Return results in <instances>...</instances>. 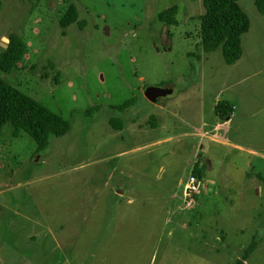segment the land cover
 <instances>
[{
    "label": "rangeland",
    "instance_id": "rangeland-1",
    "mask_svg": "<svg viewBox=\"0 0 264 264\" xmlns=\"http://www.w3.org/2000/svg\"><path fill=\"white\" fill-rule=\"evenodd\" d=\"M238 4L249 29L227 66L196 47L202 0H0V43L26 49L0 78L70 126L42 152L0 131V264H233L252 243L243 264H264V16ZM69 6L86 26L62 36ZM171 7L175 26L158 20Z\"/></svg>",
    "mask_w": 264,
    "mask_h": 264
},
{
    "label": "trees",
    "instance_id": "trees-1",
    "mask_svg": "<svg viewBox=\"0 0 264 264\" xmlns=\"http://www.w3.org/2000/svg\"><path fill=\"white\" fill-rule=\"evenodd\" d=\"M39 2V0H27ZM257 13L264 16V0H253ZM203 13L199 18L197 48L204 54H209L220 49L223 62L227 65L235 64L241 57V37L248 32L249 20L238 4V0H202ZM177 8L171 7L158 14V20L165 25L175 26ZM72 24H76L79 30L86 26L85 21L78 19L75 6H69L59 20L61 35ZM6 48H0V72L8 74L17 67L25 54V44L17 35L7 38ZM132 98L121 105L109 106V109L124 113L135 103ZM101 107L94 106L84 112L85 116L96 113ZM231 108L226 102H218L215 106V114L220 119L228 118ZM148 123L154 126V120L149 118ZM108 124L114 131H121L123 123L119 119H110ZM9 126L11 137L18 138L25 133L36 145V152L44 151L51 138L65 136L70 126L60 116L50 112L41 104L23 94L16 88L7 84L0 78V131ZM198 162L193 165L192 174L200 177ZM264 186V178L259 177ZM255 248V243L243 252L240 260L233 264H243L250 251Z\"/></svg>",
    "mask_w": 264,
    "mask_h": 264
},
{
    "label": "built area",
    "instance_id": "built-area-1",
    "mask_svg": "<svg viewBox=\"0 0 264 264\" xmlns=\"http://www.w3.org/2000/svg\"><path fill=\"white\" fill-rule=\"evenodd\" d=\"M199 189V179L193 174H190L183 189V197L187 207L193 204V198L199 193Z\"/></svg>",
    "mask_w": 264,
    "mask_h": 264
},
{
    "label": "water",
    "instance_id": "water-1",
    "mask_svg": "<svg viewBox=\"0 0 264 264\" xmlns=\"http://www.w3.org/2000/svg\"><path fill=\"white\" fill-rule=\"evenodd\" d=\"M0 48L5 49L6 45L3 43H0ZM168 94H170V92L166 91L165 89L150 88V89H147L145 96L148 97L150 100L154 101L158 97L166 96Z\"/></svg>",
    "mask_w": 264,
    "mask_h": 264
}]
</instances>
